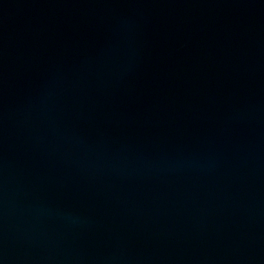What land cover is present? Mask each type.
I'll return each mask as SVG.
<instances>
[{"label": "water", "instance_id": "obj_1", "mask_svg": "<svg viewBox=\"0 0 264 264\" xmlns=\"http://www.w3.org/2000/svg\"><path fill=\"white\" fill-rule=\"evenodd\" d=\"M0 264H264V0H0Z\"/></svg>", "mask_w": 264, "mask_h": 264}]
</instances>
